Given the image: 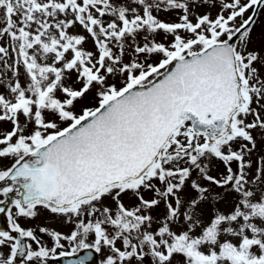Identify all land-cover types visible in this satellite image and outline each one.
<instances>
[{
    "label": "snow or ice",
    "instance_id": "1",
    "mask_svg": "<svg viewBox=\"0 0 264 264\" xmlns=\"http://www.w3.org/2000/svg\"><path fill=\"white\" fill-rule=\"evenodd\" d=\"M261 11L0 0V264H264Z\"/></svg>",
    "mask_w": 264,
    "mask_h": 264
},
{
    "label": "rangeland",
    "instance_id": "2",
    "mask_svg": "<svg viewBox=\"0 0 264 264\" xmlns=\"http://www.w3.org/2000/svg\"><path fill=\"white\" fill-rule=\"evenodd\" d=\"M129 2H130V0H124V3H129ZM209 10H211L213 15L216 14L215 9L197 8L196 11H197V13H203V12L209 11ZM161 18H163L165 20H173L174 19V17H172V16H164L163 14H161ZM261 37H264V11H261L260 18H258V20L256 22V26L254 28V33H253V46L254 47L260 43ZM7 76H10V73H6V76L4 78H0V79H6ZM0 92H6V89L2 86V84H0ZM87 103L90 106L95 104L94 95H93L92 99L87 101ZM7 163H8V161H4V164H7ZM123 199H124L126 204L134 203V201H132L128 196H125ZM229 199H231V198H229ZM225 206H227V205H225ZM165 211L166 210L164 209L163 205H161L158 209L153 210L155 215H157L158 217H162L165 214ZM13 212H15L14 207H13ZM20 222L22 223V225H28V226L35 227L37 235L42 238L43 243H50V237L45 233L39 232V227H48L50 229H59L62 231H67V229L64 228V226L62 225V223L60 222V220L57 217H55L53 214H51L50 212H48L47 210H44V209L40 210V215L37 218H35V219H24V220H21ZM100 259H102L101 256H100ZM50 264H55V263L53 261H51ZM145 264H151V257H146Z\"/></svg>",
    "mask_w": 264,
    "mask_h": 264
},
{
    "label": "water",
    "instance_id": "3",
    "mask_svg": "<svg viewBox=\"0 0 264 264\" xmlns=\"http://www.w3.org/2000/svg\"><path fill=\"white\" fill-rule=\"evenodd\" d=\"M4 184V182H1L0 183V186H2ZM14 196V193L13 194H10V197H9V200L8 202L10 201V199ZM60 261L63 263V264H66V259H60Z\"/></svg>",
    "mask_w": 264,
    "mask_h": 264
}]
</instances>
